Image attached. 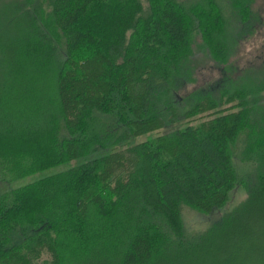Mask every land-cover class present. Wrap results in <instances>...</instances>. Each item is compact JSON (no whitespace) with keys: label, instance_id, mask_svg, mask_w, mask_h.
Returning <instances> with one entry per match:
<instances>
[{"label":"trees","instance_id":"trees-1","mask_svg":"<svg viewBox=\"0 0 264 264\" xmlns=\"http://www.w3.org/2000/svg\"><path fill=\"white\" fill-rule=\"evenodd\" d=\"M140 1L51 0L47 18L39 0L0 6V264H179L204 246L209 264H264V74L180 109L195 48L225 64L240 28L216 0H147V18ZM231 3L252 18L254 0ZM241 134L247 197L186 243L181 205L225 206Z\"/></svg>","mask_w":264,"mask_h":264},{"label":"rangeland","instance_id":"rangeland-1","mask_svg":"<svg viewBox=\"0 0 264 264\" xmlns=\"http://www.w3.org/2000/svg\"><path fill=\"white\" fill-rule=\"evenodd\" d=\"M37 6L35 3V11L44 10L46 14L50 12L51 0H39ZM186 2L188 0H182ZM141 16L147 18L149 15V7L147 0H141ZM221 9L226 22L230 25V31L239 29L240 33L230 38V53L225 64L218 63L211 59L206 53L195 48L192 56V69L189 74V83L174 90L172 100L177 101V107L184 108L191 102L193 95L209 94L218 99L226 86L230 88L241 87L243 84L255 81L252 77H258L259 74H264V0H254L252 6V18L247 22H241L237 13L233 9L231 0H216ZM12 5L19 11H32L31 4H25V0H0V6ZM24 5V6H23ZM49 23V22H48ZM43 25V29L47 30L52 43L58 45L64 50V38L57 30H49V24ZM42 26V25H41ZM231 31V32H232ZM232 37V36H230ZM200 43V39L196 38V45ZM193 45V49H194ZM175 98V99H174ZM196 99V98H195ZM264 101V100H263ZM261 102L264 104V102ZM227 105L225 107H228ZM202 114L201 116H205ZM200 116V117H201ZM199 120L195 119L193 124ZM174 128L170 126L167 131H172ZM65 133L61 127V135ZM145 139L141 137L138 140ZM245 139L241 134L238 139L231 145L233 164L237 176L236 187L229 193L227 203L220 210L212 214L202 213L188 205L182 204L180 207V215L182 222L183 238L186 243L201 239L205 233L212 227L214 223L219 221L224 215L232 211L238 204L247 197L246 184L254 181L255 164L247 158L245 154ZM72 165L75 162L71 163ZM61 167L59 169H63ZM3 165L0 166V197L5 193L10 192V186L6 183L10 179ZM9 179V180H8ZM30 180L29 177L12 181L13 186L22 185ZM11 181V180H10ZM9 181V182H10ZM209 246H204L196 250V252L188 253L184 258L179 259V264H209ZM206 250V252H202ZM43 259H48L49 256L43 254ZM247 258V256H246ZM253 258V257H252ZM254 259V258H253ZM186 260V261H185ZM184 261V262H183ZM251 258L246 259V264L251 263Z\"/></svg>","mask_w":264,"mask_h":264}]
</instances>
